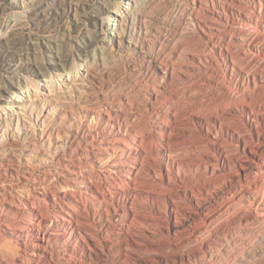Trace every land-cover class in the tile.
Here are the masks:
<instances>
[{"label":"rangeland","instance_id":"obj_1","mask_svg":"<svg viewBox=\"0 0 264 264\" xmlns=\"http://www.w3.org/2000/svg\"><path fill=\"white\" fill-rule=\"evenodd\" d=\"M250 17L252 25L247 27L243 21L247 22ZM200 24H213L217 30L210 36L205 35ZM140 37L142 43L138 44ZM237 43L242 46H236V49ZM226 47L232 48L234 55L241 58L237 59L245 65L242 66L264 67V0H0V170L5 171V166L13 163L17 171L8 173L13 181L16 180L11 183L12 187L9 181L0 183L1 198L11 199L15 195L17 199L26 193L22 186L23 169L27 165L29 175L53 185L50 190L61 199L64 196L62 190L68 188L58 179L57 169L65 156L66 159H78L81 150L78 141L66 147L60 137H67V133L82 135L83 125L91 118L86 116V108L95 109L96 106L95 110H98L110 100L127 108V116L135 127H147L148 134L155 135L161 128L159 124H165L169 132L175 133L172 138L184 141L185 146L174 145L183 166L175 168L172 176L176 178L179 170L186 180L201 177L199 187L209 197L210 210H217L220 203L239 190V181H246V174L250 182L259 184L260 189L255 194V202L241 211L246 219L253 213L256 218L245 219L239 226L238 220L233 222L221 215L222 219L219 217L210 222L213 227L207 225L206 235L199 238L202 240L191 241L174 255L172 249L176 242L189 237L196 227H204L207 217H197L189 212L193 205L182 193L187 204L182 210L180 224L175 225L168 204L171 196H180L173 189V181H177L178 176L170 181L166 168L168 155H156L157 160L152 161L156 170L147 161L136 170L137 180L131 185L136 187L133 192L114 196L113 202H101L89 210L79 209L75 219L82 223L79 222L75 231L68 235L67 242H53L47 255L31 264H102L99 256L76 238L79 231L86 229L94 240L99 239L96 241L99 252L104 247L109 252L108 240H113L117 264H264V163L261 171L260 166L249 165L245 160L250 148H258L259 153L263 152V157L260 155L264 162V121L261 140H257L254 133L253 137L249 133L251 125L244 106L232 105L226 112L232 116V124L247 128L248 133L244 136L250 140L246 149L240 143L239 147L235 145L238 143L236 138L231 139L226 132L224 137L233 140L226 143L230 144L229 148L235 143L231 149L227 145L225 149L200 144L204 127L197 113L227 93L234 96L231 90L235 87L247 91L248 82L249 86L254 85L253 80L248 81L241 72L242 68L234 66L233 69V64L226 62L222 53ZM258 49L262 50L261 57L254 55L258 54ZM263 79L258 76V80ZM256 94L264 96V89ZM262 100L261 107L264 108V97ZM202 102L207 104L205 108ZM43 128H50L53 134H44ZM57 128L61 131L59 137ZM10 143L16 144L18 149L14 150ZM56 149L62 152L53 165L40 161L44 154L51 158ZM228 150H231L229 154ZM233 156L241 157L239 160ZM227 157L233 160L230 158L228 163ZM241 165L252 169L248 171ZM97 180L96 184L101 185L102 182ZM37 189L38 186L31 190L34 193ZM220 205L223 207L224 204ZM37 206L44 213L48 210V216L55 214L44 204ZM135 238L142 246L134 242ZM142 240L147 245L156 244L161 251L146 252ZM6 248L4 253L10 249Z\"/></svg>","mask_w":264,"mask_h":264},{"label":"bare ground","instance_id":"obj_2","mask_svg":"<svg viewBox=\"0 0 264 264\" xmlns=\"http://www.w3.org/2000/svg\"><path fill=\"white\" fill-rule=\"evenodd\" d=\"M212 3H214V2H212ZM260 4H262V2H260ZM234 7H237V6H234ZM261 9H262V7H261ZM217 11L219 12L218 9H217ZM214 21H218V20H214ZM243 22H244L245 26L250 27L252 25V18L250 17V18H248L247 22H245V20ZM213 24H215V23H213ZM213 24L212 25L211 24H205V26L200 24L199 27H200L202 33L210 36V35H212V33H214L213 32L214 30L215 31L217 30V27ZM235 34H236V32H235ZM248 38L246 37V40ZM141 39H142V37H140L138 39V41H137L138 44L142 43ZM251 43H253V42H251ZM234 46L235 47L236 46L241 47L242 45L237 43ZM231 49L226 47L225 50L222 52L224 58L226 59V62L233 64V69H234V66L235 67L238 66L240 69L242 68L241 70H243V71H241V72H244V74L247 76L248 81L249 80L251 81V79H252L253 80L252 83H254V85H253V87L249 86L250 83L248 82V87H247L248 90L247 91H244L243 89H242L243 90L242 91L241 89L235 87L234 90H231L232 92L235 93L234 96L231 95L232 93H230V94L227 93L226 95L222 96L221 98L216 99V101H214V103L212 102V105L210 104V106H207V104L205 103L207 108H205L206 106L202 102V104L204 105V108L206 110L202 109L203 107L201 106L202 107L201 109L204 111H202L201 109H198V111L201 110V112H198V111H197L198 113L196 112L200 123L204 127V134L200 135L202 137V141L200 142V144L201 143H203V145L207 144L208 148H209V145L215 146L218 148L224 147L225 149H226L225 145H227V147L229 148L230 146H228V145H230V144H226V143H228L230 140H228V138L224 137L223 133H225V132L228 135H230L231 139L234 140V138H236L235 140H237L238 143H236V144L234 143V144L237 145L238 147H239V143L242 144L243 148H245L246 145L248 146V142H249L248 140H250V139L247 140V138L244 136V135H246V132L248 133L247 128H244V126H245L244 125L243 128L246 130H243V128H241L242 127L241 125H240L241 127H238L237 124H236L237 126H235L234 123H233L234 124L233 125L231 123V120H233V119H231L232 116H230L229 113L226 112L228 110V107H230L232 105L235 107L237 105L244 106L243 107L244 112L246 113L248 121H250V125H251V128H250L251 130H249V133L252 135V137H253V133H254V135H256V137H257V140H261L260 139V136L262 133L261 132V129H262L261 124L264 121V108L261 107V105L263 104L262 98L264 96L259 95V97H258V96H256L257 95L256 93H259L261 90L264 89V81H263L264 79L258 80V76L264 78V67H260V66L255 67L254 64H252L253 65L252 66L251 63H250V66H252V68H250L248 66L249 63L246 64L248 67H244L245 65L241 61L239 62V60L237 59L239 57H236L237 55L236 56L234 55L235 51L233 53ZM236 49H237V47H236ZM246 49H244V50H246ZM239 50H240V48H239ZM261 51H262L261 49H258L257 50L258 54L257 53L254 54V52H253V54L256 57H261L262 56ZM239 59H241V58H239ZM249 62H251V60ZM242 65H244V66H242ZM164 73L166 75V72H164ZM213 76H215V75H213ZM244 79H246V78H244ZM192 89H193V87H192ZM156 92H157V90H156ZM193 92H196V91H193ZM225 93H226V91H225ZM235 95H237L236 96L237 98L235 97ZM208 98L210 99V97H208ZM179 100H178V102H179ZM195 101L196 100H194V102ZM117 102L113 103L110 100V102H107L106 105H100L99 108L97 105L98 110H95L96 106L94 109V107H92L93 105L91 106L92 108H90L88 105L89 108L88 109L86 108V110H85L86 116L91 117L92 119H94V121H91V118H87L86 123L83 125V127H84L83 133L80 136L77 135L76 133H71V134L67 133L68 134V135H66L67 137H63V136H61L60 129L57 128L58 137L61 136L60 138H63L62 142L65 143L66 147H71L73 145L74 141L76 140V141H78V143L80 145V150H81L78 159H74V158L71 159L72 157L71 158L69 157L70 159H66V156H65V160L60 162L62 164L61 167L60 168L58 167L59 170L57 169L56 173H57L58 179L63 180L65 183V188L69 189V190L68 189L62 190V191H64V196L61 197V199L60 198L57 199L54 196L53 192L50 190V188H52L53 185H50V184L44 183V182L42 183L40 181L41 178L38 179L36 177H32L31 175H29V171L26 168L27 165L25 167V170L23 169V171L25 173L23 172L24 184L22 183L23 184L22 187H23V189L24 188L26 189V193L24 192L25 194L20 195V196L18 195L19 197H17V199H15V197H16L15 195H14V198L12 197L11 199H7V196L2 197V198L0 196V232H1L0 233V245H1L0 246V264H31L32 262H35L37 260L39 261L40 259L44 258L47 255L49 248L53 242H55V241L57 243H61L63 241L67 242L68 235L75 231L76 225L82 223V222L78 221L77 219H75V214L80 211L79 209L83 208L85 210H89L90 207H95L98 203H101V202L109 203L111 201L113 202L114 196L122 195V194L125 195L129 192H133L136 189V187L133 186V188H132L131 185L133 183H136V180H137L136 170L138 169L139 166L146 165V161L149 163V166L153 170H156V168L153 166V163H152V161L157 160L156 155H162V154L168 155L167 156V162H166V168L168 171V176H169L170 181L175 180L178 176L177 181H173V182H175V184H173V187H174L173 189H174V191L175 190L178 191L180 196H178V197L171 196L170 202L168 204V208L170 209V215L175 217V225L178 226L180 224V216H183L182 210L186 208L187 203L184 201V198L182 197L183 194H184V196L188 197L191 204L193 205L192 209L189 210V212L191 211V213L196 215L197 217L198 216L199 217H202V216L207 217V220L206 219L204 220V222H205V226L203 225L204 227H202V225L200 227L198 226V228L196 227V229H194L191 232V235L189 237L188 236L184 237L182 239H179L176 242V244H175L176 247H173V249H172V252L174 255L179 254L180 247L187 246L191 241H194V240L198 241L199 238L203 237V235L205 234V231L208 230L207 225H211L210 222L211 223L215 222L214 221L215 219L217 221V219H219V217H221V215L225 219H227V218L233 219V222H234V220L235 221L238 220L237 222H238V224H240L239 226H241V224L245 222L244 220L246 218H244L242 216L241 211L242 210L244 211V209H248L255 202L254 199H255V194L258 190V185H259L258 183H256V182L253 183L252 181L250 182L248 180L249 176H248V174H246L247 178L244 176L246 178V181H244V179H243V181L242 180L239 181L241 183V185H240L241 188L239 190L235 191V193H232V196H230L229 198H226V200L223 201L224 203H220L222 205L224 204L223 207H220L221 205L219 204L220 206L219 205L218 206L220 208L217 206V210H216V208H213V210H210L211 207L208 208V204H207V200L209 197H207L203 193V188L201 186L199 187V184L201 183L200 182L201 177L198 180L195 178L196 176H194L195 180L190 179L192 181L191 182L189 179L188 180L184 179V176L183 177L181 176L179 170L177 172L176 178L172 176V171H174L175 168L179 167V169H180V166H183V164L180 163L181 160L179 161V157H178L179 156V154H178L179 150L176 148V146L181 145L184 141L181 140L180 138H174V137L172 138V133H174V132H172V133H171V131L169 132V130L167 129L168 126H166L165 124H161V123L159 124L161 128L157 131V133L155 135L154 134H148L149 130H146L147 127L145 129L140 128V127L137 128L138 126L135 127L134 123H132L127 116V108L123 107L121 104H119V102L118 103ZM179 104H181V103L179 102ZM199 107H200V105L198 106V108ZM73 110H75V109H72V112H74ZM77 112H79V111H77ZM170 123H172V122H170ZM150 130H152V129H150ZM42 132L44 134H48V135H51V133H52L50 128H45V129L43 128ZM150 132H152V131H150ZM193 136H195V135H193ZM263 137H264V135H263ZM233 140H231V141H233ZM223 143H225L224 146H223ZM10 144L14 148V150L18 149L16 147V144H13V143H10ZM234 144H232V145L234 146ZM174 145H176V146H174ZM183 146H185V145H183ZM233 146L231 148H233ZM57 148H58V146H57ZM231 148H229V149H231ZM234 149H235V147H234ZM236 149H237V147H236ZM239 149H241V148H239ZM259 149H261V148H259ZM206 150H207V148H206ZM221 150H223V149H221ZM262 150H264V149H262ZM54 151H55L54 155L51 158L45 157V154H44L43 155L44 157H41L40 161L43 160V161H46L50 164L55 163L56 162L55 160L59 158V155L62 151L60 149H56ZM230 151L228 150V154ZM249 151H250V153L246 156L247 159L244 157L245 160L248 162V164L252 163L256 166H260L259 167L260 170L263 171L262 170L263 169L262 163H264V162H262V157H263L262 153L263 152H260L262 155V157H261L258 148L257 149L250 148ZM210 152H212V154L214 153L213 151H210ZM226 153H227V151H226ZM239 153H242V152L239 151ZM239 153H237V154H239ZM209 154H207V156ZM237 156H239V155H237ZM237 156H235V157H237ZM231 157H227V159L229 161L228 163H230L231 159L233 160V158H231ZM240 157H237V158H239V160H240ZM202 160H203V158H202ZM208 160L209 159H207V161ZM9 161H11V160L8 159V162ZM231 162H233V161H231ZM234 162H236V161H234ZM14 163H16V162L14 161ZM209 163H212V162H210V160H209ZM241 163H243V162H241ZM28 165H30V164H28ZM212 165L213 164H211V166ZM241 166L244 169H246V168L248 169V167H249V166L247 167V165L245 167L243 165H241ZM5 167H6L5 171L0 170V183L9 181L8 184L11 186V183H13L16 180L13 181V179L9 177L8 173L13 172L14 170L16 171V169H15L16 166L14 167L13 163L12 164L8 163ZM218 167L219 166H217V168ZM231 168H233V167H231ZM249 169H252V167H250ZM249 169H248V171H249ZM221 170H222V168H221ZM217 171H218V169H217ZM261 171L259 172V175L261 174ZM245 172H246V170H245ZM251 172H253V171H251ZM226 173H228V172H226ZM226 173H224V174H226ZM236 173H237V171H236ZM51 174H53V173H51ZM215 175L217 176L218 174H215ZM221 175H222V173H221ZM221 175H218V176H221ZM207 176H209V175H207ZM250 177H251V175H250ZM241 178H242V176H240V179ZM95 179L96 180L99 179L102 182V183H100L101 185H98V183L96 184ZM99 180H97V181H99ZM263 181L261 180V182H263ZM204 182L205 181L203 179V185H204ZM20 184H19V186H20ZM206 184H207V182H206ZM37 186H38L37 191L33 193L31 190L32 187H37ZM238 186H239V184H238ZM173 189L169 188V190H172V191H173ZM22 192H23V190H22ZM170 192H167V193H170ZM167 193H165V194H167ZM12 194H10V195H12ZM0 195H2L1 190H0ZM209 203H210V201H209ZM38 204H40V205L44 204V206L46 205V209H53L55 214L53 216L46 215V212L48 210L44 213L43 209L41 210L37 206ZM83 209H82V211H84ZM134 214H135V212H134ZM250 214H248V215L251 216L252 214L251 215ZM157 217L160 218L159 216H157ZM222 217H221V219H222ZM251 218H256L254 213H253V216ZM251 218H248V219H251ZM153 219H155V218H153ZM221 219H220V221L223 222V220H221ZM248 219H246V220H248ZM227 223H228V221H227ZM235 225H233V226H235ZM220 226L222 227L223 225H220ZM224 226H226V225H224ZM239 226L237 225L236 227L238 228ZM211 227H213V224L211 225ZM218 230H220V229H218ZM213 231H211V232H213ZM211 232H210V234H211ZM78 233L79 234H78V236H76V238L77 239L80 238L84 244L88 245V247L91 249V251H93L95 254H97L99 256V259L101 260L102 264H117V261L115 260L116 252L113 250L114 245L112 246L113 240H111L110 237H109L110 240H108L109 244H107L108 245L107 248H109V252L108 251L106 252L104 250L105 247L101 250L102 252H99V248H98L97 243H96V241L98 242L99 239L94 240L95 238L92 237V234L88 229H86L84 232L79 231ZM214 233H216V230ZM6 236H8V239L6 238ZM2 237H4V239ZM206 238L208 239V237H206ZM206 238H205V240H206ZM210 238H209V240H210ZM199 240H202V239H199ZM134 242L137 243L138 245L142 246V242L137 241L136 238L134 239ZM99 245H103V244L100 243ZM143 245H145L144 250L148 253L149 252L159 253L161 251L156 244L150 243L149 245H147L143 241ZM6 247H10V249L7 250L8 251L7 253H4L3 249ZM138 247H140V246H138ZM159 247H160V245H159ZM6 249H8V248H6ZM136 249H138V248H136ZM142 250L143 249H141V252H142ZM168 252H171V250Z\"/></svg>","mask_w":264,"mask_h":264}]
</instances>
